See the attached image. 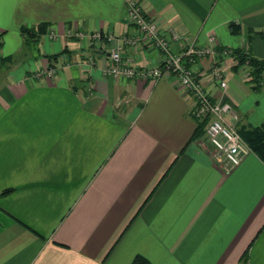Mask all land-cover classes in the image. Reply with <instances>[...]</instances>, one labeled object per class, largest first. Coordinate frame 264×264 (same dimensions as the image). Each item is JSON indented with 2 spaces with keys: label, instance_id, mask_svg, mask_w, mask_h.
<instances>
[{
  "label": "crops",
  "instance_id": "obj_1",
  "mask_svg": "<svg viewBox=\"0 0 264 264\" xmlns=\"http://www.w3.org/2000/svg\"><path fill=\"white\" fill-rule=\"evenodd\" d=\"M131 2L180 34L176 54L214 37L264 59V0H0V264H264V162L250 152L229 170L206 135L189 143L194 99L173 78L102 74L117 45L106 36L134 33ZM41 24L37 43L22 33ZM72 31L105 38L89 48ZM61 53L68 63L40 77ZM122 56L140 69L164 58L150 46ZM236 64L207 56L193 68L233 104L237 129L261 127L264 84L254 91Z\"/></svg>",
  "mask_w": 264,
  "mask_h": 264
},
{
  "label": "built area",
  "instance_id": "obj_2",
  "mask_svg": "<svg viewBox=\"0 0 264 264\" xmlns=\"http://www.w3.org/2000/svg\"><path fill=\"white\" fill-rule=\"evenodd\" d=\"M128 19L135 29L134 33L120 39H116L112 35H107L105 38L101 32L84 34L72 31L71 34L82 39L89 48L101 43L104 38L110 43L117 42L115 48L110 52L109 64L102 69L104 76L144 81L173 78L177 88L194 99L192 115L196 120L206 122L205 135L214 148L217 158L225 165L226 169L230 170L239 166L243 157L252 151L237 130L238 114L231 102L212 99L204 87L201 72L193 68L200 58L230 56L231 52L225 50L219 54L217 51L218 42L216 38L211 37L208 46L199 47L194 43H186L182 52L176 54L172 45L182 40L176 30L165 31L162 29L158 22L149 19L144 14L141 6L136 2H131L128 6ZM124 46L130 48L155 47L163 54L164 58L157 66L140 69L135 62L123 59ZM63 61L62 58H59L52 67L39 73V76L52 78L64 66ZM211 81L224 91L228 87L220 61L213 60Z\"/></svg>",
  "mask_w": 264,
  "mask_h": 264
},
{
  "label": "trees",
  "instance_id": "obj_3",
  "mask_svg": "<svg viewBox=\"0 0 264 264\" xmlns=\"http://www.w3.org/2000/svg\"><path fill=\"white\" fill-rule=\"evenodd\" d=\"M231 28L234 34L239 33V27H237L235 24H232ZM47 29L48 25L41 24L37 27L23 28L22 33L26 35L27 38L30 39L32 42L37 43L40 37L47 32ZM225 50L227 49L221 47L217 48L219 54ZM228 51L231 52L230 56H232L237 61V64L233 68V70L238 71L241 67L248 66L249 73L247 77V83L251 86L254 91H259L262 85L264 84V59L260 60L254 58L250 53H247L244 49H228ZM62 55L63 53L49 57L50 62H55L60 57H62ZM50 67L52 66L50 65ZM197 123V129L195 130V133L189 143L205 135L206 122L197 120ZM237 130L243 140L248 145V147L251 149V151L264 162V125L256 128L240 127ZM10 192H12V190L4 192L2 195H7ZM247 257L248 253L243 256L242 261L246 263ZM131 264H150V262L145 257L138 255L134 258Z\"/></svg>",
  "mask_w": 264,
  "mask_h": 264
},
{
  "label": "rangeland",
  "instance_id": "obj_4",
  "mask_svg": "<svg viewBox=\"0 0 264 264\" xmlns=\"http://www.w3.org/2000/svg\"><path fill=\"white\" fill-rule=\"evenodd\" d=\"M72 35V34H71ZM49 37L52 39V40H54L56 37H55V34L54 33H49ZM96 45H94L93 47H95ZM93 47H91V48H93ZM61 58V57H60ZM57 62V60L54 62V63H56ZM63 63H64V65L66 64V63H68L66 60H64L63 61Z\"/></svg>",
  "mask_w": 264,
  "mask_h": 264
}]
</instances>
